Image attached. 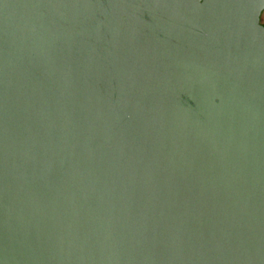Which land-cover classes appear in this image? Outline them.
I'll return each mask as SVG.
<instances>
[{"label":"water","instance_id":"95a60500","mask_svg":"<svg viewBox=\"0 0 264 264\" xmlns=\"http://www.w3.org/2000/svg\"><path fill=\"white\" fill-rule=\"evenodd\" d=\"M264 0H0V264H264Z\"/></svg>","mask_w":264,"mask_h":264},{"label":"built area","instance_id":"2783aa9c","mask_svg":"<svg viewBox=\"0 0 264 264\" xmlns=\"http://www.w3.org/2000/svg\"><path fill=\"white\" fill-rule=\"evenodd\" d=\"M261 22H262V24H264V12H263V14L261 16Z\"/></svg>","mask_w":264,"mask_h":264}]
</instances>
